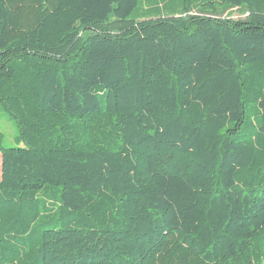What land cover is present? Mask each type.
<instances>
[{
  "label": "trees",
  "instance_id": "obj_1",
  "mask_svg": "<svg viewBox=\"0 0 264 264\" xmlns=\"http://www.w3.org/2000/svg\"><path fill=\"white\" fill-rule=\"evenodd\" d=\"M0 112V264H264V0H0Z\"/></svg>",
  "mask_w": 264,
  "mask_h": 264
},
{
  "label": "rangeland",
  "instance_id": "obj_2",
  "mask_svg": "<svg viewBox=\"0 0 264 264\" xmlns=\"http://www.w3.org/2000/svg\"><path fill=\"white\" fill-rule=\"evenodd\" d=\"M137 12L141 9V3L139 2ZM135 16V15H134ZM134 16H131L133 18ZM243 16L240 15L238 11L231 12V19H238L242 18ZM0 133L3 135L2 144L6 148H13L15 147L14 137L16 136V130L11 121H8L7 116L0 112ZM1 169V163H0Z\"/></svg>",
  "mask_w": 264,
  "mask_h": 264
}]
</instances>
